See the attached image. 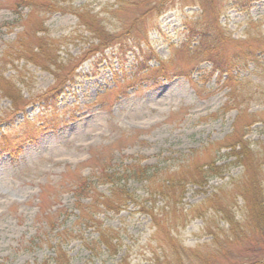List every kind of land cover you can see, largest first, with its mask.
<instances>
[{"label":"rangeland","instance_id":"rangeland-1","mask_svg":"<svg viewBox=\"0 0 264 264\" xmlns=\"http://www.w3.org/2000/svg\"><path fill=\"white\" fill-rule=\"evenodd\" d=\"M18 1L0 0V72L13 80L28 104L26 116L15 114L10 100L0 93V135L13 139L0 146V264H42L55 255L45 243L37 247L33 241L39 237L54 240L65 231L74 238L65 248L71 264H150L164 250L143 208H160L164 203L148 201L144 184L130 180L128 190L135 197L128 208L119 215L98 217L103 228L116 229L120 235L119 252L110 256L96 249L97 227L80 225L74 186L92 177L98 193L109 195L110 186L98 181L102 168L121 174L132 164L153 171L176 169L186 156L199 155L209 144L233 133L238 111L232 106L257 114L247 139L254 147L264 141V93L257 94L254 88L264 84V52L258 64L236 66L233 81L227 82V75L214 71L210 63L198 65L182 49L190 41V28L199 25L203 13L200 7L187 5L200 1L166 0L147 13L142 0L122 4L118 0H65L61 4L68 12L45 19L47 36L67 37L59 53L63 74L94 42L70 12L81 6L105 19L111 31L128 29L140 38L150 32L151 44L143 47L144 52L130 53L125 65L115 60L112 66L102 63L96 67V57H92L78 70L76 84L60 96L54 94L47 105L41 103V97L64 82L57 80L63 74L56 78L54 68L45 71L25 61L6 63L9 59L4 58L24 26L40 19L28 7L15 10ZM215 2L221 28L231 37L228 50L264 38V0ZM209 19L213 20L211 16L205 20ZM53 104L58 105L57 112H53ZM26 117L31 123L37 118L43 121L30 139H22L24 133L18 127L26 123ZM12 122L19 131L11 130ZM240 172L230 167L224 179L204 187L189 186L181 207L190 209ZM83 203L90 200L84 198ZM178 237L186 248L212 241L201 219L190 222ZM255 241L251 238L243 250L256 246ZM232 250L240 252V247ZM219 262L228 264L225 260L213 264Z\"/></svg>","mask_w":264,"mask_h":264},{"label":"trees","instance_id":"trees-1","mask_svg":"<svg viewBox=\"0 0 264 264\" xmlns=\"http://www.w3.org/2000/svg\"><path fill=\"white\" fill-rule=\"evenodd\" d=\"M63 1L65 0L16 2L15 10L28 7L31 15L36 12L40 19L31 22V28L29 24L28 27L24 26L22 34L8 46L4 52V58L9 59L6 63H13L14 60L25 61L45 71L54 68L55 76L63 74L64 61L59 53L62 52L67 37L63 39L49 37L45 29L47 22L45 19L48 15L69 11L61 4ZM165 1L142 0L141 5H145L147 13H151L155 11L156 6L162 5ZM182 1L190 3L200 1L199 5L187 6L200 7L199 9L203 11L199 25L190 28L191 35L188 37L190 41L183 44L182 48L192 60L197 61L198 65L210 63L214 71L227 75V82H232L236 66L258 64L259 55L264 52L263 37L248 40L240 43L236 49L228 50L227 45L231 42V37L221 28L215 0ZM123 2L124 0H118L119 4ZM70 12L76 15L79 26L90 34L97 46L92 43L88 49L90 51L76 58L77 64L74 67L70 66V70L66 69L61 78L57 79L64 82L41 97V103L47 105L54 94L61 95L68 87L76 84L80 76L78 70L92 57H96L94 61L96 67L102 63L112 66L115 60L125 65L130 53L138 50L144 52L143 47L151 44L150 32L140 35V38L130 33L128 29L121 32L111 31L104 23L105 19L82 6ZM206 16H211L213 20L206 21ZM195 38L199 39L194 48H191ZM0 73V93L10 100L14 111H17L15 114L26 116L28 104L21 99V91L16 89L15 84L11 82L13 80L5 78L2 72ZM254 88L257 94L264 93L262 82ZM57 109L58 105L53 104V112H57ZM232 109L238 111L233 133L222 141L209 144L197 152L199 155L186 156L176 169L155 168L153 171L147 167L140 168V164H132L126 166L121 174L109 173L107 168H102L97 173L98 181L110 186L109 195L98 193L92 177L74 186L78 195L75 208L80 213L78 217L80 225L97 227L99 236L94 244L100 254L107 252L110 256H116L120 249V235L116 229L103 228V224L98 222V217L104 213L119 215L128 208V204L133 202L135 197L129 192L128 183L134 180L144 184L148 201L155 203L160 200L164 203L160 208L155 206L143 208L150 216L156 228L155 238L159 240L164 250L163 255H155L150 264H213V261L217 260H225L228 264H264V141L257 142L254 147L247 139L250 129L257 122V114L249 113V110L240 105L232 106ZM25 120V124L18 125L20 131L14 122L11 130L24 133L22 139H30L34 136L33 131L38 130L37 126L43 121L37 118L31 123L27 117ZM10 141L13 139L0 135V146L7 145ZM220 160L226 162L221 164ZM230 167L240 169V174L216 187L211 195L190 209L181 207L189 186L204 187L214 180L224 179ZM84 198H88L90 203H83ZM195 219L204 221L205 231L212 237V241L196 248H186L178 234ZM72 235L65 231L59 232L54 240L43 237L34 240L35 246L39 247L45 243L43 246L47 245L55 255L45 259L42 264H71V258L65 248L74 239ZM253 237L256 239L254 242L256 246L243 250L244 244ZM233 247H240V252L232 250Z\"/></svg>","mask_w":264,"mask_h":264}]
</instances>
